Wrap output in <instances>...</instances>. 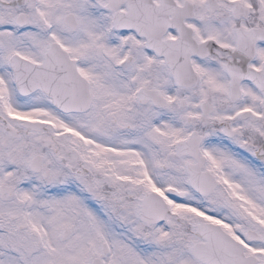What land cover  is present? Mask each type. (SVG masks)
<instances>
[{"label":"snow or ice","instance_id":"obj_1","mask_svg":"<svg viewBox=\"0 0 264 264\" xmlns=\"http://www.w3.org/2000/svg\"><path fill=\"white\" fill-rule=\"evenodd\" d=\"M0 264H264V0H0Z\"/></svg>","mask_w":264,"mask_h":264}]
</instances>
